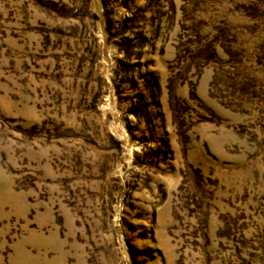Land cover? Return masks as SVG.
<instances>
[{"label":"rangeland","instance_id":"1","mask_svg":"<svg viewBox=\"0 0 264 264\" xmlns=\"http://www.w3.org/2000/svg\"><path fill=\"white\" fill-rule=\"evenodd\" d=\"M0 264H264V0H0Z\"/></svg>","mask_w":264,"mask_h":264}]
</instances>
